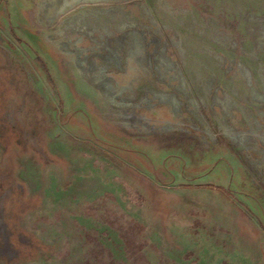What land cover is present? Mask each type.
<instances>
[{
  "label": "rangeland",
  "instance_id": "rangeland-1",
  "mask_svg": "<svg viewBox=\"0 0 264 264\" xmlns=\"http://www.w3.org/2000/svg\"><path fill=\"white\" fill-rule=\"evenodd\" d=\"M0 0V264H264V0Z\"/></svg>",
  "mask_w": 264,
  "mask_h": 264
},
{
  "label": "bare ground",
  "instance_id": "bare-ground-1",
  "mask_svg": "<svg viewBox=\"0 0 264 264\" xmlns=\"http://www.w3.org/2000/svg\"><path fill=\"white\" fill-rule=\"evenodd\" d=\"M82 0H70L69 2H59V5L61 4L62 9H65V6H73L77 3H79Z\"/></svg>",
  "mask_w": 264,
  "mask_h": 264
}]
</instances>
